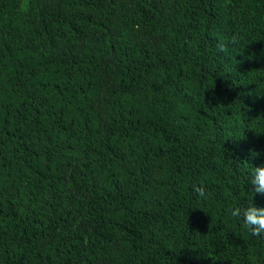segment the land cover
Here are the masks:
<instances>
[{"label": "trees", "instance_id": "trees-1", "mask_svg": "<svg viewBox=\"0 0 264 264\" xmlns=\"http://www.w3.org/2000/svg\"><path fill=\"white\" fill-rule=\"evenodd\" d=\"M261 166L264 0H0V264H264Z\"/></svg>", "mask_w": 264, "mask_h": 264}, {"label": "clouds", "instance_id": "clouds-1", "mask_svg": "<svg viewBox=\"0 0 264 264\" xmlns=\"http://www.w3.org/2000/svg\"><path fill=\"white\" fill-rule=\"evenodd\" d=\"M239 42L237 36H232L230 44H237ZM216 47L221 52L228 50L229 45L224 41H218ZM249 184L253 188V195H264V166L259 168H253L252 176ZM193 192L198 197L204 198L206 196V190L203 186L193 185ZM231 217L237 220H241L252 236L264 235V207H257L253 204L248 207H241L239 205L228 210Z\"/></svg>", "mask_w": 264, "mask_h": 264}]
</instances>
